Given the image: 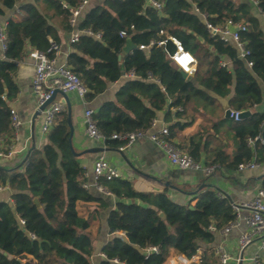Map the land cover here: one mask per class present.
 I'll use <instances>...</instances> for the list:
<instances>
[{
    "label": "trees",
    "instance_id": "obj_1",
    "mask_svg": "<svg viewBox=\"0 0 264 264\" xmlns=\"http://www.w3.org/2000/svg\"><path fill=\"white\" fill-rule=\"evenodd\" d=\"M158 1L163 4L160 10L147 4V0L93 1L81 15L77 28L89 29L100 38L82 34L71 43L73 50L66 61L88 87L87 100L104 92L124 72L134 71L136 78L128 79L118 89L116 101L104 102L92 115L110 147L122 143L111 138L113 133L147 131L157 113L165 108L169 121L174 110L181 114L179 106L187 109L194 101H214L210 92L223 98L230 96L231 109L250 112L230 127L237 141L234 153L213 145L204 132L192 136L188 143L184 141L180 148L196 162L215 165V172H227L224 176L238 187L232 172L239 164L264 160V144L257 142L253 147L249 143L250 138L262 134L264 127V111L256 109L263 99L259 79L264 82V31L260 20L250 1ZM253 1L264 16V0ZM64 3L76 7L80 0H0V17L17 4L20 8V15L7 20L8 47L5 57H0V138L5 154L14 138L11 102L19 92L14 80L18 62L27 45L48 52L50 57L56 55L55 50H50V39L60 46L62 30L74 29L71 12ZM195 7L213 24H223L227 19L244 22L247 30L241 32V39L250 52L246 58L240 57L232 42L212 36ZM121 30H127L128 37L121 36ZM161 30L164 34H160ZM169 35L180 39L196 56L193 76L184 77L172 64L169 54L175 45L171 40L163 46L155 45L149 52L138 48ZM127 38L137 46L129 53L123 51ZM223 61L230 65L222 66ZM223 125L221 119L214 127ZM181 126H169L170 139ZM69 136L66 109L56 115L47 132L48 143L41 149L29 147L25 160L11 171L0 165V185L14 190L12 204L0 201V264H91L95 252L90 232L92 218L82 213L81 205L94 202L99 212L107 204L84 186L85 169L71 148ZM203 155L205 162L201 160ZM104 182L118 201L107 217L113 237L102 247L106 258L101 264H168L169 257L176 253L192 255L200 246L211 245L215 241V235L208 230L212 221L222 226L234 218L229 198L214 189L198 194L194 203L179 204L170 199L166 190L137 191L131 181L122 178ZM261 187L264 188V178ZM35 197L41 207L34 202ZM20 219L25 223L21 224ZM149 246L158 247L159 252L145 255L143 249ZM204 254L200 264H219L210 248Z\"/></svg>",
    "mask_w": 264,
    "mask_h": 264
},
{
    "label": "crops",
    "instance_id": "obj_2",
    "mask_svg": "<svg viewBox=\"0 0 264 264\" xmlns=\"http://www.w3.org/2000/svg\"><path fill=\"white\" fill-rule=\"evenodd\" d=\"M240 1L251 2L252 11L259 18L260 26L264 31V16L260 12L256 2L253 0ZM19 9V4L14 9H6L5 15L0 17V23L6 24L9 17L20 15ZM255 10L258 13H255ZM73 30H62L61 32L60 50L56 54L57 60L60 62L65 61L68 53L73 50L70 42ZM31 50L32 47L27 45L25 55L19 60L14 76V80L19 87V92L11 102V109L16 110L22 123L18 130L17 138H13L9 152L0 157V165L6 167L9 171L16 164L25 160L28 150H22L24 145L31 147L35 143L36 148L41 149L48 143L47 133H42L40 128L43 116L41 115L36 119L35 125L32 124L37 98L32 88L35 60L29 55ZM227 63L230 65L228 61ZM124 73L120 79L109 83L107 89L98 94L93 100H87L85 97L82 98L74 92L68 93L74 125L71 148L77 160L85 169L84 184H86V188L95 197L102 198L107 204V207L99 212L95 211V207L97 206L94 202L83 203L81 205L82 213L92 218L90 232L95 244V252L90 259L91 264H101V260L105 259L100 255V253H103L102 247L113 237L108 231L107 217L110 210L116 207L118 201L116 195L109 191L108 183L104 182L106 180L101 181V183L109 192H101L96 188L93 165L99 155H104L118 169L120 173L118 178L131 181L137 191L158 193L166 190L170 199L179 204H186L190 201L194 203V199L198 194L204 193L209 189H214L216 192L219 190L224 191L225 197H228L230 201L247 199L254 195L262 184V178H264V160H257L258 166L254 169H237L232 172L239 181V186L237 187L224 176V174L228 175V173L222 170L207 176L201 169H181L173 166L163 149L148 137L138 139L133 145L123 151L119 150L118 147L108 146L104 141L90 137L87 133V125L84 120L85 111L87 109L97 110L104 102L109 100L116 101L118 89L128 79L136 78V76L128 78ZM259 84L263 91V99L256 109L263 112L264 82L259 79ZM209 94L214 97V101H194L187 109L181 110L180 115L175 114L176 111L174 110L169 121L165 117L167 108L159 111L156 116V124L150 129V133L157 132L162 126L169 127L173 123H180L182 126L171 137L172 142L178 147L184 141L188 143L192 136L204 132L206 135H209L213 145L221 146L228 154L232 155L236 149L237 141L230 127L236 121L225 116L226 109L230 108L228 105L230 96L223 98L213 92ZM62 97L61 94L57 96L58 99ZM221 119H224L223 127H214L215 123ZM228 120H231V123H228ZM262 133L264 136V127ZM4 147V144H2V150ZM201 160L205 162L204 155ZM251 179L254 181H250ZM13 193L14 190L6 185L5 189L0 191V201L12 204ZM121 234L123 233L121 232ZM239 234L240 230H233L227 238H224L221 234H216L215 241L211 245L202 246L205 249L210 248L213 253V247L216 244L222 241L233 243ZM256 251H258V247L254 244L245 253L248 256L254 254Z\"/></svg>",
    "mask_w": 264,
    "mask_h": 264
},
{
    "label": "built area",
    "instance_id": "obj_3",
    "mask_svg": "<svg viewBox=\"0 0 264 264\" xmlns=\"http://www.w3.org/2000/svg\"><path fill=\"white\" fill-rule=\"evenodd\" d=\"M95 0H80V4L76 7H71L67 3L63 6L70 10V22L74 26L70 42H76L80 39L81 35L94 34L97 38H100V34H95L91 30H81L77 28L79 24L80 17L83 15ZM147 4L152 5L156 9L160 10L163 6L162 2L158 0H147ZM195 11L201 14L205 20L206 27L212 36H218L220 39L232 42L239 50L240 57L246 58L250 53L247 48H245V43L241 39V32L247 30V26L244 22H236L232 19H227L223 24H213L207 19V15L201 13L197 7ZM133 25L131 26V28ZM160 34H164L161 30ZM121 36L128 37L127 30L120 31ZM168 40H171L175 49L169 54V58L174 66H176L181 72H185L187 76H193L197 69V58L189 50H187L180 39L175 36L169 35L164 39L155 40L152 39L147 44H140L139 49L149 52L155 45L163 46ZM52 42V47L50 50H55L56 54L60 50V46ZM8 47V39L6 36V24L0 23V57H5V52ZM35 60V70L32 77V88L35 96L37 98L38 104L43 103L45 100L49 99L53 94L55 89H61L66 93L74 92L80 97L84 98L89 92L86 84L81 80V78L72 70L67 61L60 62L57 60L56 55L50 57L48 52L39 51L32 49L29 54ZM228 63L223 61L222 66H226ZM248 66H252V62L248 61ZM128 78H132L135 75L134 71H128L124 73ZM152 79V78H151ZM59 95V94H58ZM57 95V96H58ZM230 109V118L234 121H240L241 113L243 111ZM66 110V103L64 97L58 99L56 97L49 105L45 107L42 111V123L41 132L47 133L51 128L54 119L58 113ZM177 110H183L181 106L177 107ZM94 110L87 109L84 114V120L87 125V133L90 137L98 139L101 141L106 140L105 134L98 129L96 123L93 120ZM11 124L14 131V137L17 138L18 130L21 126V119L18 116L15 109H11ZM264 123V121H263ZM156 124V119H154L152 127ZM151 127V128H152ZM150 128V129H151ZM150 129L147 131L138 132H127L124 134L113 133L111 135L112 139H117L122 143L118 146L119 150L123 151L126 148L133 145L138 139L143 137H148L150 140L156 142L161 149L165 152L169 162L181 169H201L205 172L207 176L215 173V165H205L200 162H196L193 157L185 150L181 149L175 145L169 138V127L162 126L157 132L150 133ZM259 142L264 144L263 133L255 138H250L249 143L254 147L255 144ZM3 140L0 138V157L5 155L2 150ZM28 145H24L22 150H28ZM258 166L255 160L249 162H243L239 164L240 170L243 169H254ZM120 175L118 169L114 167L109 160L104 155H99L93 165V176L95 180V185L98 191L109 192L102 185L101 181H110L118 178ZM85 187L86 184H84ZM5 186L0 185V191L4 190ZM218 195L225 197V192L219 190ZM234 218L222 226H218L216 221H212L208 227L215 236L216 234H221L224 238L229 236L233 230H240V234L233 243H227L222 241L213 247V253L217 257L220 264H264V188L258 187L253 196L247 199L239 201H230ZM21 224H24V220L20 219ZM258 247L252 255H248L245 251L252 245ZM145 255L150 253H158L159 248L156 246H149L143 249ZM205 252V247L200 246L195 253L192 255H186L183 253H176L169 257L168 264H200L203 260ZM102 258H106L104 253H100ZM114 262H118L117 259H113Z\"/></svg>",
    "mask_w": 264,
    "mask_h": 264
},
{
    "label": "water",
    "instance_id": "obj_4",
    "mask_svg": "<svg viewBox=\"0 0 264 264\" xmlns=\"http://www.w3.org/2000/svg\"><path fill=\"white\" fill-rule=\"evenodd\" d=\"M255 13H258V11L255 10ZM136 47L137 46L132 41V39L131 38H127L126 44H125V46L123 48V51L126 52V53H129L133 49H135ZM119 58H121V55H119ZM182 74H183L184 77H187V74L185 72H182ZM58 94H61L64 97V101H65V103L67 105L68 124H69V127H70L69 141L71 143L72 142V137H73V134H74V125H73V120H72V107H71V103H70V99H69L68 93L62 91L61 89H58V88L55 89L53 94L51 95V97L49 99L45 100L43 103L38 104V102H37L36 109H35V112H34V116H33V119H32V124L35 125L36 119L39 116H41L42 111L45 109V107L47 105H49L53 100L56 99ZM4 98L7 99L6 93L4 94ZM249 113H250L249 111H243L240 116H241V118H245ZM229 114H230V109L227 108L226 112H225V116H226V118L231 119ZM35 147H36V145H35V143H33L31 148H35ZM34 202L38 205V207H41V203H40V200H39L38 197L34 198ZM160 215L164 216L163 213H161Z\"/></svg>",
    "mask_w": 264,
    "mask_h": 264
},
{
    "label": "rangeland",
    "instance_id": "obj_5",
    "mask_svg": "<svg viewBox=\"0 0 264 264\" xmlns=\"http://www.w3.org/2000/svg\"><path fill=\"white\" fill-rule=\"evenodd\" d=\"M228 123H231V120H228Z\"/></svg>",
    "mask_w": 264,
    "mask_h": 264
}]
</instances>
